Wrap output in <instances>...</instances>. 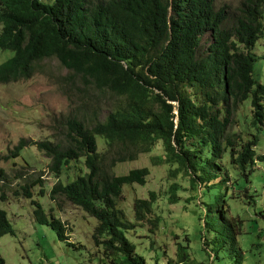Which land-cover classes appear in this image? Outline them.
<instances>
[{
	"label": "trees",
	"instance_id": "1",
	"mask_svg": "<svg viewBox=\"0 0 264 264\" xmlns=\"http://www.w3.org/2000/svg\"><path fill=\"white\" fill-rule=\"evenodd\" d=\"M206 34L212 42L199 56ZM261 37L264 0H242L233 13L227 6L217 8L214 0H0V49L13 53L0 63V82L31 78L41 61L55 58L72 72L71 84L80 76L86 85L119 98L104 120L68 118V147L49 141L37 144L52 158L57 176L71 161L84 158L88 171L66 184L57 183L52 197L62 192L95 217L96 242L104 243L111 254L123 255V263L145 264L127 232L152 213L156 192L135 200L136 222L118 201L125 185L147 183L150 168L122 175L112 169L152 151L159 141L167 162L179 165L175 171L184 169L190 175L206 151L216 157L229 151L232 164L242 171L264 159L255 150L258 135L237 148L235 138L227 135L234 110L248 99L250 126L258 132L264 126V83L255 76L259 57L254 53ZM98 136L109 148L118 144L121 151L113 156L100 153ZM29 142L22 138L11 156L0 159L20 156ZM8 175L0 166V190ZM34 185L24 187V194L36 206L37 221L52 226L67 241L65 223L34 199ZM1 198L8 200L6 192ZM150 221L156 226L158 219ZM15 233L8 211L0 207V240ZM181 249L184 260L188 253ZM0 264H7L1 254ZM234 264H243L242 257Z\"/></svg>",
	"mask_w": 264,
	"mask_h": 264
},
{
	"label": "rangeland",
	"instance_id": "2",
	"mask_svg": "<svg viewBox=\"0 0 264 264\" xmlns=\"http://www.w3.org/2000/svg\"><path fill=\"white\" fill-rule=\"evenodd\" d=\"M241 1L214 3L217 8L227 6L233 13ZM211 42L210 34L202 37L199 56L206 53ZM254 53L259 57L255 76L264 83V37L256 43ZM12 54L0 49V63ZM72 76L57 59L50 58L37 65L31 78L0 82V156H11L22 138L31 141L20 156L0 159V166L9 173L7 182L1 183L0 207L8 211L16 229L15 234L0 240V254L7 264H125L123 255L111 254L104 243L96 242L95 217L62 192L51 194L57 183L66 184L88 169L81 158L71 161L57 176L51 169L52 158L37 143L49 141L68 147V118L98 122L120 103L116 95L86 85L80 76L71 84ZM251 115L250 100L239 103L227 135L235 138V148L258 135L255 150L264 154V126L259 132L251 127ZM97 142L100 153L113 156L121 151L118 144L109 148L102 136ZM198 163L195 174L184 169L176 172L179 165L167 162L159 141L152 151L139 153L136 159L119 162L112 169L122 175L133 168H150L147 183L125 185L118 201L128 218L135 221V200L156 192L152 213L143 222L135 221L137 227L127 232L137 254L145 258V264H234L238 256L243 264H264V159L242 171L232 164L229 151L216 157L211 150ZM34 183V199L65 223L67 241L61 240L52 226L37 221L36 206L24 194V187ZM3 192L6 201L1 198ZM155 218L158 221L152 226L150 219ZM181 245L188 253L184 260Z\"/></svg>",
	"mask_w": 264,
	"mask_h": 264
}]
</instances>
